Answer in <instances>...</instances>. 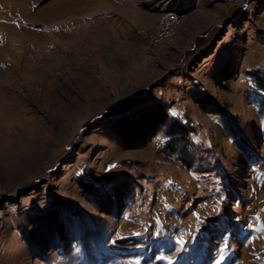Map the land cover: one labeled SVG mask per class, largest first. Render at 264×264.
Here are the masks:
<instances>
[{"label":"rangeland","instance_id":"rangeland-1","mask_svg":"<svg viewBox=\"0 0 264 264\" xmlns=\"http://www.w3.org/2000/svg\"><path fill=\"white\" fill-rule=\"evenodd\" d=\"M259 79L264 0H0V264H264Z\"/></svg>","mask_w":264,"mask_h":264},{"label":"trees","instance_id":"trees-1","mask_svg":"<svg viewBox=\"0 0 264 264\" xmlns=\"http://www.w3.org/2000/svg\"><path fill=\"white\" fill-rule=\"evenodd\" d=\"M257 89L264 91V83L262 80H257ZM182 127V125L180 124ZM65 204H55L52 205L51 209L47 210L44 213L41 214H36L31 216V224L30 227L31 229L28 232H24L25 236L27 239H30L33 242H37L39 245V250L42 253H45L49 250H59L62 245L66 242H73L75 240V237L73 236H68L65 234L63 231L61 234L59 233L57 235V241L55 244H52L47 238L42 236V227L45 226L46 224H49L51 227H58L62 230V226L58 222V213L59 209L64 207ZM54 228V229H55ZM58 231V229H56ZM65 236V237H64Z\"/></svg>","mask_w":264,"mask_h":264},{"label":"bare ground","instance_id":"bare-ground-1","mask_svg":"<svg viewBox=\"0 0 264 264\" xmlns=\"http://www.w3.org/2000/svg\"><path fill=\"white\" fill-rule=\"evenodd\" d=\"M166 12H171L173 15H178L177 18H174L172 21H162V18L165 17V12H163V16L160 19V29H164L163 32L159 33L154 37L153 41L154 42H160L163 37L167 36L166 34H173L175 24L178 23V20L181 16V14L178 11H166ZM2 211L0 210V217H2Z\"/></svg>","mask_w":264,"mask_h":264},{"label":"built area","instance_id":"built-area-1","mask_svg":"<svg viewBox=\"0 0 264 264\" xmlns=\"http://www.w3.org/2000/svg\"><path fill=\"white\" fill-rule=\"evenodd\" d=\"M178 15H173L171 12H165V17L162 18V21H172L174 18H177ZM164 29H159V36L160 33L163 32Z\"/></svg>","mask_w":264,"mask_h":264},{"label":"snow or ice","instance_id":"snow-or-ice-1","mask_svg":"<svg viewBox=\"0 0 264 264\" xmlns=\"http://www.w3.org/2000/svg\"><path fill=\"white\" fill-rule=\"evenodd\" d=\"M171 183V182H170Z\"/></svg>","mask_w":264,"mask_h":264}]
</instances>
